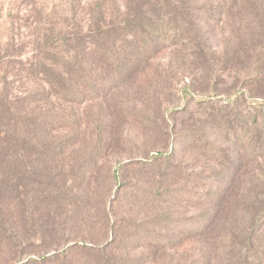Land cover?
Here are the masks:
<instances>
[{
    "label": "rangeland",
    "instance_id": "obj_1",
    "mask_svg": "<svg viewBox=\"0 0 264 264\" xmlns=\"http://www.w3.org/2000/svg\"><path fill=\"white\" fill-rule=\"evenodd\" d=\"M95 1L0 0V58H46L36 24L76 22L71 31L86 34ZM239 2L227 24L180 28L195 51L181 41L122 73L104 72L86 52L65 54L67 74L76 68L106 80L98 96L62 104L67 125L50 126L47 138L24 136L16 152L0 157V264H227L223 253L264 264V219L254 250L240 235L256 217L264 159L240 161L239 147L227 143L228 120L257 113L264 99V0ZM113 25L120 24L100 27ZM58 73L49 76L56 85ZM44 77L18 81L16 92L37 94ZM53 106L60 111L54 96ZM225 174L231 187L219 186ZM210 193L219 199L207 201Z\"/></svg>",
    "mask_w": 264,
    "mask_h": 264
},
{
    "label": "trees",
    "instance_id": "obj_2",
    "mask_svg": "<svg viewBox=\"0 0 264 264\" xmlns=\"http://www.w3.org/2000/svg\"><path fill=\"white\" fill-rule=\"evenodd\" d=\"M120 2L125 9L123 13L120 11ZM239 3V0H96L90 6L87 17V22L92 25V28L94 24V29H91L90 26L86 34H83L82 31H71L76 30V22H72L70 25L58 24L59 28L54 27L55 24H52L51 28H45L47 24H36L34 28L36 30L42 26L40 39L44 41L39 42L38 53L41 55L42 52H45L46 58L41 59L38 56L34 61L23 63L21 60L17 62L18 59L15 60L9 54L10 52L0 58V157L16 152L18 142L24 136H28L33 141L37 140L39 135L47 138L50 126L67 125L68 118L63 113L62 104L83 101L88 94L98 96L97 85L104 82L103 79L106 80L102 78L104 76L92 80L76 68L72 74H67L68 67L66 66L70 65L64 58L65 54L70 51L77 54L86 52V55H91L94 60H98L104 65V72L112 71L116 74L119 71L122 73L137 60L150 57V54L162 50L165 51L167 46L178 47L181 41L190 43L191 49L195 51L194 42H189V38L180 36L182 32L180 28H190L192 24H227L231 20V9L238 13ZM110 9L115 14L111 13L112 16L109 18L107 12ZM72 11L68 13H71L74 18L75 12ZM103 24L120 25L101 28L100 26ZM130 24L138 25L130 30ZM71 34H75V36L71 37ZM70 43H74L76 46L72 47ZM84 44H88V48ZM98 44L100 48H98ZM91 46L93 47L91 48ZM16 65H20V67L16 68ZM54 70L61 72L57 74L59 81L56 83L58 82V85L50 81L49 76H52ZM43 75L46 78L41 80L43 81L42 89L36 90L37 94L32 91L20 96L16 92L15 83L18 81L35 84V78ZM69 79L73 82H69ZM71 83H73L72 86ZM111 84L113 82H110ZM50 85L51 89H49ZM184 91L186 92L187 89ZM53 96L58 100L60 111L55 112V106L48 107V103L53 101ZM256 110L255 114L248 113V116L235 120L238 124L230 120L227 122V143L239 147L236 154H239L237 159L240 161L242 158L253 160L259 156L264 159V129L260 133L256 130L259 126V118L263 120L260 124L264 128V99L256 106ZM231 120L234 119L231 118ZM235 128L238 130H234ZM97 144L96 151L100 150L102 145L101 143ZM49 148L46 144L41 146L43 151H47ZM164 155L166 154L157 152L156 157L163 158ZM227 163L231 165L229 157ZM225 175L223 183L219 186L222 188L231 187L229 182L233 180L230 178L232 174ZM219 194L206 195L207 201L218 200ZM251 200V195H248L246 204H244L247 216H249L248 207L251 204L254 205ZM255 200L258 203L255 220L247 221L246 226L243 225L242 230L240 229V235L245 236L242 238V243H245L247 252L254 250L261 243L255 236L261 232L260 219H264V188L260 190L258 196L256 195ZM206 218L208 217L203 216L201 221L206 222ZM201 221L198 222L199 225H201ZM262 222L263 229L264 220ZM239 243L235 242L232 246L235 245L237 248ZM219 258L227 264H244L236 254L228 257L223 253L220 257L218 256Z\"/></svg>",
    "mask_w": 264,
    "mask_h": 264
}]
</instances>
